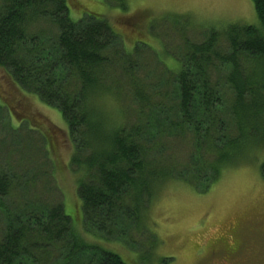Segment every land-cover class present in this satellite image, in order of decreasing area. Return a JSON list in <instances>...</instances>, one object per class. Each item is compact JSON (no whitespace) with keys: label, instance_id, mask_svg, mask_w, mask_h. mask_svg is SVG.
Masks as SVG:
<instances>
[{"label":"trees","instance_id":"obj_1","mask_svg":"<svg viewBox=\"0 0 264 264\" xmlns=\"http://www.w3.org/2000/svg\"><path fill=\"white\" fill-rule=\"evenodd\" d=\"M252 1L261 26L235 24L222 34L213 29L205 42L188 47L178 68L168 69L176 79V127L192 129L198 151L206 146L214 154L207 161L213 173L207 190L240 158L244 142L253 141L256 131L264 134V0ZM70 8L75 9L73 0H0V70L21 92L60 110L74 150L68 166L76 177L84 232L98 240L89 242L86 233L75 230L64 203L6 204L17 182L1 170L0 264H128L104 249L101 238L120 241L127 227L154 235L151 206L159 190L176 180L156 156L165 148L167 130L160 125L169 133L179 129L160 119L165 108L135 75L136 55L121 47L123 39L110 20L85 14L73 21ZM38 24L51 33L33 30ZM222 36L227 53L219 49ZM215 62L227 70L238 131L231 139L218 134L219 141L211 130L223 126L213 116L221 100L209 79ZM50 133L44 138L53 145ZM260 171L264 178V161ZM138 257L153 264L149 251Z\"/></svg>","mask_w":264,"mask_h":264},{"label":"rangeland","instance_id":"obj_2","mask_svg":"<svg viewBox=\"0 0 264 264\" xmlns=\"http://www.w3.org/2000/svg\"><path fill=\"white\" fill-rule=\"evenodd\" d=\"M73 1L75 9H79L70 8L73 21L94 14L112 22L123 39L121 47L125 45L127 51L136 55L135 75L165 108L159 113L160 119L174 122L173 127L179 129L169 133L165 125H160L167 132L165 148L156 157L174 172L176 180L168 181L153 201L150 212L154 235L123 228L120 241L101 238L103 248L119 254L128 264H148L138 257L148 251L153 264L163 260L164 264H264V178L260 171L264 134L256 131L253 141L244 142L238 151L240 158L222 170L219 180L207 190L213 176L207 161L211 162L214 154H209L206 146L198 151L192 129L176 127L177 101L172 96L176 79L168 70L178 68L188 47L205 42L213 29L222 34L235 24L261 26L253 1ZM33 30L50 34L52 29L38 24ZM219 49L229 51L224 36ZM215 63L209 79L221 100L215 102L213 116L223 126L220 130L211 125V130H215L214 137L219 141V135L231 139L238 136V131L232 113L235 95L226 82L227 70ZM2 74L0 70V171H6L17 182L6 204L23 207L64 203L75 230L85 234L76 177L68 166L74 150L66 121L59 109L21 92ZM50 132L55 134L53 145L44 138ZM4 230L5 220L0 212V237ZM86 236L89 242L98 240V236ZM235 247L237 254L231 253Z\"/></svg>","mask_w":264,"mask_h":264},{"label":"flooded vegetation","instance_id":"obj_3","mask_svg":"<svg viewBox=\"0 0 264 264\" xmlns=\"http://www.w3.org/2000/svg\"><path fill=\"white\" fill-rule=\"evenodd\" d=\"M230 250H232V248L230 249ZM237 247H235L232 251H231V253H233L234 252V254H237Z\"/></svg>","mask_w":264,"mask_h":264}]
</instances>
